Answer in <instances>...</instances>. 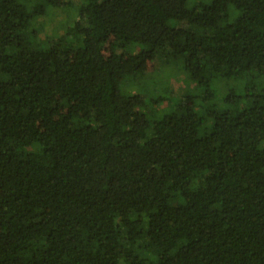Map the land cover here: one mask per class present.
I'll return each instance as SVG.
<instances>
[{
	"label": "trees",
	"instance_id": "obj_1",
	"mask_svg": "<svg viewBox=\"0 0 264 264\" xmlns=\"http://www.w3.org/2000/svg\"><path fill=\"white\" fill-rule=\"evenodd\" d=\"M0 264H264V0H0Z\"/></svg>",
	"mask_w": 264,
	"mask_h": 264
},
{
	"label": "rangeland",
	"instance_id": "obj_2",
	"mask_svg": "<svg viewBox=\"0 0 264 264\" xmlns=\"http://www.w3.org/2000/svg\"><path fill=\"white\" fill-rule=\"evenodd\" d=\"M208 4L210 0H186V4L188 7H193L198 3ZM77 6H74V8ZM68 9L66 12L61 10H53L52 13L46 17H41L37 20L36 25L41 27V38H51L54 36L62 35V28L66 24L70 23V16L73 17V14L76 12V9ZM50 41V40H49ZM144 49L142 46H136L137 50ZM163 60H157L155 62V71L153 74V78L141 84L140 88H143L145 91H148L150 95L158 96L161 95L163 97H167V100L172 104L174 102L167 96V92L165 90L166 82L169 88L170 95L178 99L187 88H191L193 85H190L188 81L181 74H177L176 69L178 65L174 62H170L169 65L165 64ZM153 73V72H152ZM223 84V83H221ZM224 85V84H223ZM218 86V85H217ZM220 86V85H219ZM232 85H229L230 88ZM217 94L219 95L218 87ZM195 93L197 95H202L203 93L199 90H196ZM148 94V93H145Z\"/></svg>",
	"mask_w": 264,
	"mask_h": 264
}]
</instances>
